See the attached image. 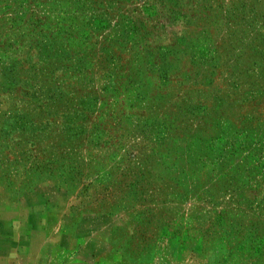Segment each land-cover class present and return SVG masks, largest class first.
<instances>
[{
    "label": "rangeland",
    "instance_id": "rangeland-1",
    "mask_svg": "<svg viewBox=\"0 0 264 264\" xmlns=\"http://www.w3.org/2000/svg\"><path fill=\"white\" fill-rule=\"evenodd\" d=\"M48 185L134 264H264V0H0V210Z\"/></svg>",
    "mask_w": 264,
    "mask_h": 264
},
{
    "label": "crops",
    "instance_id": "crops-1",
    "mask_svg": "<svg viewBox=\"0 0 264 264\" xmlns=\"http://www.w3.org/2000/svg\"><path fill=\"white\" fill-rule=\"evenodd\" d=\"M25 201L23 211L9 201L8 209L0 210V264H134L112 245L111 219L88 217L69 228L68 212L50 185ZM146 264L188 263L158 255Z\"/></svg>",
    "mask_w": 264,
    "mask_h": 264
}]
</instances>
